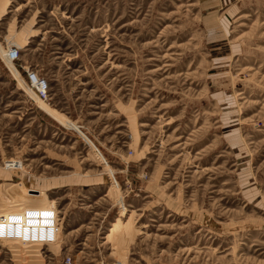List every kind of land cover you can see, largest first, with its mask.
Wrapping results in <instances>:
<instances>
[{"label":"rangeland","instance_id":"rangeland-1","mask_svg":"<svg viewBox=\"0 0 264 264\" xmlns=\"http://www.w3.org/2000/svg\"><path fill=\"white\" fill-rule=\"evenodd\" d=\"M19 211L53 215L54 243L5 241L0 264H264V0H0V216Z\"/></svg>","mask_w":264,"mask_h":264},{"label":"built area","instance_id":"built-area-1","mask_svg":"<svg viewBox=\"0 0 264 264\" xmlns=\"http://www.w3.org/2000/svg\"><path fill=\"white\" fill-rule=\"evenodd\" d=\"M18 57V52L14 49H10L6 52L5 58L14 62ZM29 88L34 92L42 101L47 100L49 86L45 79L40 78L38 75L29 72L27 73ZM97 151V150H96ZM98 153V152H97ZM38 213L36 211H19L16 214H13L6 218L4 215L0 216V241L12 240L19 241L24 245H35L40 244L42 246H48L51 243H54V233L55 230L52 229L53 224V215L50 218H47L50 226L43 227V230H35L33 226L29 225L32 220L36 218ZM25 217V224L28 225L23 227L20 224H17L16 220L18 217ZM56 215V220H58ZM11 223H8L10 222ZM30 222V223H28ZM58 222V221H56ZM11 225V226H9ZM6 227V230H4ZM58 228V227H57Z\"/></svg>","mask_w":264,"mask_h":264},{"label":"bare ground","instance_id":"bare-ground-1","mask_svg":"<svg viewBox=\"0 0 264 264\" xmlns=\"http://www.w3.org/2000/svg\"><path fill=\"white\" fill-rule=\"evenodd\" d=\"M5 241H12V240H5ZM5 241H0V243H3V242H5ZM42 246V245H41Z\"/></svg>","mask_w":264,"mask_h":264}]
</instances>
